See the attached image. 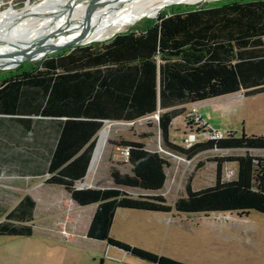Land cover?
Instances as JSON below:
<instances>
[{
    "label": "trees",
    "instance_id": "trees-1",
    "mask_svg": "<svg viewBox=\"0 0 264 264\" xmlns=\"http://www.w3.org/2000/svg\"><path fill=\"white\" fill-rule=\"evenodd\" d=\"M110 37L2 71L0 114L53 120L57 136L44 182L63 189L76 206H94L85 238L152 264H185L111 237L114 211L238 218L249 211L264 214V155L250 154L264 151V135L226 131L217 140L184 147L167 140L170 121L183 114L185 105L237 92L244 97L264 92V0L170 6L166 13ZM156 111L161 145L177 155L190 158L212 148L241 153L213 157V183L192 190L186 182L183 193L168 205L160 193L167 161L140 141H107L127 149L122 164L128 172L111 167L110 186H74L85 176L103 121L129 123ZM227 162L235 163V171L224 180L221 166ZM33 208V199L22 195L0 218V235H31Z\"/></svg>",
    "mask_w": 264,
    "mask_h": 264
},
{
    "label": "rangeland",
    "instance_id": "rangeland-1",
    "mask_svg": "<svg viewBox=\"0 0 264 264\" xmlns=\"http://www.w3.org/2000/svg\"><path fill=\"white\" fill-rule=\"evenodd\" d=\"M213 1L216 0H200L190 5L183 2L169 3L161 6L153 16L139 18L92 42H102L116 32L155 17L159 12L166 13L170 6L183 8ZM40 4L41 0H0V20L6 22L10 16H18L23 9L37 7ZM125 12L127 11L119 13ZM40 60L23 62L26 63L23 67ZM10 69L13 68L0 70V73ZM240 98L245 105L243 112L247 114L243 118L244 125L250 130L246 132L243 129L242 118H233V113L231 117L222 119L219 113H212L207 108L212 123L217 125L216 130L220 131L221 127H229L225 129L234 131L236 135H239L241 131L262 134L264 92ZM216 102L211 101L210 105L216 106ZM182 118L183 116L179 115L172 119L167 140L184 147L188 134L181 133ZM226 131L228 130H223V134ZM142 135L144 137H141ZM141 138L150 140L147 148L154 149L153 151L160 154L168 163L166 168L168 179L160 192L168 205H171L175 197L183 193L186 182L192 190L213 183L214 173L210 163H207L209 161H206L208 158L235 155L241 152L207 150L202 154H196L192 161L186 164L177 158L179 155L162 147L159 132L153 120L135 121L133 124L104 122L96 135V147L87 172L91 175V180L75 182L74 186L76 188L93 187V185L110 186L111 181L107 179V171L113 167L121 173L128 172V165L122 164L123 156L120 153V147L118 151H115L114 146L107 141L116 143L119 140L133 141ZM110 155L111 160H105ZM199 162L201 166L197 168L196 165ZM204 165L205 167L201 169ZM234 171V162L224 163L221 166V178L224 180L233 178ZM29 185L31 180H0V213L4 212L8 206L10 208L15 202V196L23 195L22 190ZM63 192L60 187L44 182L26 190L25 194L29 193L34 198L32 234L29 236L0 235V264H152L116 247L86 239L82 235L84 226L81 223L89 219L88 213L91 206L70 205L68 197L62 196ZM10 199L14 200L11 202ZM50 199L54 200L51 202ZM52 203L55 206L60 205L64 214L50 218L48 212L52 210ZM65 214L69 217L67 218ZM2 217L3 214H0L1 219ZM69 232L73 234L71 237ZM109 235L129 245L185 264H264V214L256 211H249L246 216L238 218L227 214L203 216L197 213L170 216L164 213L118 208L115 210Z\"/></svg>",
    "mask_w": 264,
    "mask_h": 264
},
{
    "label": "crops",
    "instance_id": "crops-1",
    "mask_svg": "<svg viewBox=\"0 0 264 264\" xmlns=\"http://www.w3.org/2000/svg\"><path fill=\"white\" fill-rule=\"evenodd\" d=\"M3 75H4V72L0 73V77H2ZM19 95H17V96H19ZM241 96L242 95L240 92L231 93V94H228L225 96L218 97L216 99L205 100V101L197 102V103L190 104V105L196 106L197 112H198L201 120L210 128H215V130H216L217 125H214L212 123V121L210 119L211 115L208 112V110H211L212 113H214V112L219 113V116H222L221 117L222 119L226 118L227 116L231 117V114L233 113V115H232L233 118H235V119L236 118L237 119L242 118L243 129L246 132H248L250 129H247L246 125H244L245 119H243V118H245L247 116V114L243 112V110H245V108H244L245 105H243V103L240 100ZM211 101H217L216 106L210 105ZM190 105L184 106L185 111ZM209 106H210V108H209ZM207 108H208V110H207ZM181 116H183V118H184V112H183V114H181ZM183 118H182L181 133L182 134H184L186 132H187V134L193 133L192 128L185 126V122L183 121ZM51 121H53V120H50L49 118H45V117L40 118V117L28 116V115L0 114V180H31V185H29L28 188L38 186V185H40V183L44 182V180L48 177V173L46 170L48 168L49 160H50L51 154L53 152L54 144H55L56 136H57V131L52 130V128H51V127H54V124ZM171 121H170V124H171ZM104 122H111V121L105 120V121H103V123ZM170 124H169V126H170ZM262 125H263L262 126V132L263 133L260 135H264V123ZM225 128H229V127L219 128L220 132L223 133V130L230 131L229 129H225ZM242 132H244V131H242ZM246 132H244V133H246ZM246 134H253V133H246ZM167 135H168V133H167ZM256 135H259V134H256ZM201 140H204V136L201 133H198L196 136H194V141H201ZM137 141L142 142L144 144V147L147 150H150V151L154 150L152 148L151 149L147 148V146L150 145V142H149L150 140L148 141V140H146V138H141V139H137ZM171 143L174 144L173 141ZM114 150L118 151V147L114 146ZM98 152H97V154H98ZM110 152L112 153V150ZM204 152H206V151H204ZM204 152H201L200 154H202ZM253 152H255V153H253ZM240 153L241 152H239V154ZM250 154L252 156L264 155V151H259V150L258 151H250ZM235 155H237V154H235ZM195 156L196 155H194L193 157H195ZM212 158L213 157L208 158L206 161H209L207 163H210V166L213 169V173H214L215 162L211 160ZM107 159L111 160V155H110V157L105 158V160H107ZM205 165H206V163H205ZM205 165L202 166L201 169H203L205 167ZM87 172H88V169L85 173V176L82 178V180H91V178H90L91 175L87 174ZM165 175H166V169H165ZM106 176H107V179L110 180L108 173L106 174ZM167 179L168 178L166 175L165 181ZM36 180H37V182H36ZM40 181H42V182H40ZM164 184H165V182H164ZM93 187H96V186L93 185ZM28 188L26 187L25 189L22 190L23 195L25 194L26 190H28ZM163 188H164V185H163L162 189ZM162 189H161V191H162ZM27 194L32 199H34L29 193H27ZM63 194L64 195H62V196L66 195L68 197V195L65 193V191L63 192ZM21 196H17V197L15 196V202L12 203V206L17 202V200ZM10 200L12 202L14 199H10ZM53 200L54 199H50L51 202ZM69 202H70V205L74 204L70 199H69ZM12 206H10V208ZM10 208L8 206V208H6L4 210V212L0 213V214L4 215ZM51 208H52V210L50 212H48L50 218H53L52 216H57V215L61 216L62 215L63 211H62V208L60 205L55 206V204L52 203ZM93 210H94V206H91V210L88 213L89 219L85 223H81L84 226V229L82 231L83 236H84L85 230L87 228V225L89 223V220H90V217L92 215ZM140 212H145V211H140ZM154 213H157V212H154ZM65 216H66V214H65ZM114 216H115V211H114L113 219H114ZM66 217L68 218L69 216L67 215ZM113 219H112V222H113ZM112 222L110 225L109 234H110ZM52 230L55 232L54 229H52ZM69 235L71 237V235H73V234L69 232ZM99 242L104 243L103 241H99Z\"/></svg>",
    "mask_w": 264,
    "mask_h": 264
},
{
    "label": "bare ground",
    "instance_id": "bare-ground-1",
    "mask_svg": "<svg viewBox=\"0 0 264 264\" xmlns=\"http://www.w3.org/2000/svg\"><path fill=\"white\" fill-rule=\"evenodd\" d=\"M125 1L127 0H104L102 5L100 4L101 6L94 10L86 22V29L92 28L96 18H99V23L97 30L89 37L90 40L102 38L109 32L119 30L122 26L133 23L139 18L153 16L161 6L169 3L183 2L190 5L200 0ZM69 5L74 6L70 12H67ZM124 10L127 12L120 14ZM82 16V7L77 0H41V4L37 7H27L18 14L19 18L24 19L15 20L9 37H7L8 22L0 20V24L3 23V27H0V39L20 45L33 44L38 41L41 43L60 41L76 36L80 32ZM4 50L12 49L4 43L0 45V52Z\"/></svg>",
    "mask_w": 264,
    "mask_h": 264
},
{
    "label": "water",
    "instance_id": "water-1",
    "mask_svg": "<svg viewBox=\"0 0 264 264\" xmlns=\"http://www.w3.org/2000/svg\"><path fill=\"white\" fill-rule=\"evenodd\" d=\"M80 2L83 16L81 18V29L80 32L73 37L63 39L60 41H49V42H36L33 44H14V42H10L9 40H1L0 39V45H3L6 43L12 50L9 51H2L0 52V70L8 69V68H15L22 64L23 62L28 61H35L40 60L44 56L57 52L64 48H71L83 44H87L92 42L93 40H90L89 37L97 30V26L99 23V18H96L92 28L86 29V22L91 17L94 10L98 7H100L104 0H77ZM101 4V5H100ZM72 6H67V12H70ZM20 19V20H19ZM24 18H19L18 16H10L6 22H8V30H7V37H9L10 31L12 27L14 26L15 20L21 21ZM5 22V23H6ZM4 23V24H5ZM0 27H3V23L0 24ZM2 29V28H1ZM96 147V143L94 145L91 159L89 161V164L92 160V156L94 154ZM89 167V165H88Z\"/></svg>",
    "mask_w": 264,
    "mask_h": 264
},
{
    "label": "built area",
    "instance_id": "built-area-1",
    "mask_svg": "<svg viewBox=\"0 0 264 264\" xmlns=\"http://www.w3.org/2000/svg\"><path fill=\"white\" fill-rule=\"evenodd\" d=\"M157 117H158V111H156V112H154V113H152L150 115L144 116L143 118H140V119H138L136 121L148 122V121H152L153 120L156 123ZM183 121L185 123L189 122L190 125L188 127L193 129V133H188L186 146H188L191 142L194 141V136H196L198 133H201L204 136L205 140L206 139L217 140V139L222 138L224 136V134L222 132L214 130V129L212 130V128L207 126L201 120L195 105H190L188 107V109L184 113ZM134 122L135 121L129 122V123H125V124H133ZM209 150L229 151L228 149H219V148H212V149H209ZM120 153L123 156V161H125L126 160V156H127V149L126 148H121L120 149ZM166 153H168V152L166 151ZM177 158L182 160V161H184V163L189 164L194 157L192 156L190 158H185V157L179 155V157H177Z\"/></svg>",
    "mask_w": 264,
    "mask_h": 264
}]
</instances>
